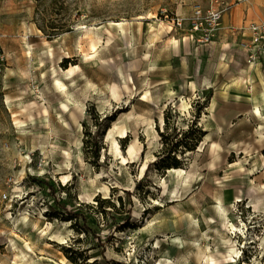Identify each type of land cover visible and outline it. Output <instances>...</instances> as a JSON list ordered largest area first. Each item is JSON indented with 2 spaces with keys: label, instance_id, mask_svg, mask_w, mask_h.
Masks as SVG:
<instances>
[{
  "label": "rangeland",
  "instance_id": "rangeland-1",
  "mask_svg": "<svg viewBox=\"0 0 264 264\" xmlns=\"http://www.w3.org/2000/svg\"><path fill=\"white\" fill-rule=\"evenodd\" d=\"M262 19L264 0H0V264H264V54L232 29ZM162 131L198 140L178 171L154 164Z\"/></svg>",
  "mask_w": 264,
  "mask_h": 264
},
{
  "label": "built area",
  "instance_id": "built-area-1",
  "mask_svg": "<svg viewBox=\"0 0 264 264\" xmlns=\"http://www.w3.org/2000/svg\"><path fill=\"white\" fill-rule=\"evenodd\" d=\"M201 11V7H198L195 11V16L200 18ZM207 13L212 26L217 27L224 16V9L221 7H214V5H212L210 9H208ZM201 22L202 21H198L197 25H199ZM232 29L233 31L239 30V32L243 30V33L247 31L250 34L249 43H244L242 46L243 50L248 52V64L250 66L254 65L260 56L264 54V19L252 20L249 21L248 24L241 26L233 25ZM204 36H206V41L211 40V34L209 35V33H206Z\"/></svg>",
  "mask_w": 264,
  "mask_h": 264
},
{
  "label": "trees",
  "instance_id": "trees-1",
  "mask_svg": "<svg viewBox=\"0 0 264 264\" xmlns=\"http://www.w3.org/2000/svg\"><path fill=\"white\" fill-rule=\"evenodd\" d=\"M167 120V118H166ZM91 133V132H87ZM186 133L184 135L186 136ZM162 138L165 139L164 141L167 142V146L162 149V151L158 154V158L154 161V164L157 165V169H170V168H179L183 164L182 157L178 156V153H184L186 149L188 150H194L196 146L198 145V140L195 141L193 145H191V141L188 142L184 140V138L176 139L175 141L171 140L170 143H168L167 139H169L170 135L166 133V131L161 132ZM95 146L93 151V157L95 160H98L100 157V150H101V139L102 136L99 134H96L92 137ZM164 153H167L166 156H163ZM112 206H115L114 203H112ZM73 217H78L76 214H71ZM71 248V247H70ZM76 262H78L76 260ZM85 264H98V259L93 260L92 262H85Z\"/></svg>",
  "mask_w": 264,
  "mask_h": 264
},
{
  "label": "bare ground",
  "instance_id": "bare-ground-1",
  "mask_svg": "<svg viewBox=\"0 0 264 264\" xmlns=\"http://www.w3.org/2000/svg\"><path fill=\"white\" fill-rule=\"evenodd\" d=\"M120 24H122L123 22H119ZM75 70V67H72L71 69H69V72H73ZM61 86L62 84L60 82H58ZM137 137V133L135 134V138ZM169 170H180V168H170ZM69 178V175H63L62 179L63 180H67ZM232 227H234V224H232Z\"/></svg>",
  "mask_w": 264,
  "mask_h": 264
},
{
  "label": "crops",
  "instance_id": "crops-1",
  "mask_svg": "<svg viewBox=\"0 0 264 264\" xmlns=\"http://www.w3.org/2000/svg\"><path fill=\"white\" fill-rule=\"evenodd\" d=\"M246 35V34H245Z\"/></svg>",
  "mask_w": 264,
  "mask_h": 264
}]
</instances>
